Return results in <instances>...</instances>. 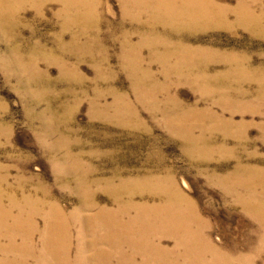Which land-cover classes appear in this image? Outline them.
I'll use <instances>...</instances> for the list:
<instances>
[{
	"label": "rangeland",
	"instance_id": "rangeland-1",
	"mask_svg": "<svg viewBox=\"0 0 264 264\" xmlns=\"http://www.w3.org/2000/svg\"><path fill=\"white\" fill-rule=\"evenodd\" d=\"M26 1L14 3L8 24L0 22L2 204L13 209L14 197L23 203L26 196L41 199L48 193L70 215L80 206L77 178L83 174L89 182L113 178L116 183L119 173L125 177L171 174L196 204L214 245L244 259L236 264H264V252L259 253L264 227L226 187L232 184L227 177L239 164L264 168V34L241 22V0H216L228 24L224 18H218L217 25L200 22L179 39L161 24L150 28L148 15L140 22L133 20L135 10L125 8L121 0H90L96 2L91 6L96 9L97 27L76 19L75 9L61 0ZM247 3L255 14H264V0ZM151 29L154 40L164 38L208 51L198 61H212L210 75L231 73L237 65L247 71L224 76L232 91L222 97L214 91L219 82L191 81L185 73L166 74L162 63L154 60L164 55L163 48L153 53L146 44L140 52L143 67L149 68L159 89L156 98L146 94L145 99L144 90L134 87L127 66L132 59L123 50L127 35L137 45L148 40ZM171 59L177 63V58ZM188 64L191 72L201 74L194 60ZM169 98L183 107L208 112L193 121L194 134L206 140L192 153L165 116L164 103ZM116 100L120 108L124 102L131 104L137 116L120 114L115 108L104 110ZM68 152L82 161L80 167L63 163ZM92 192H97L98 206L115 207L113 198L98 187ZM36 221L42 231L44 218L37 216ZM72 225L71 256L75 258L79 227ZM40 234L34 239L38 249ZM164 243L172 246L169 240ZM2 244L8 240L4 238ZM34 259L28 264H37Z\"/></svg>",
	"mask_w": 264,
	"mask_h": 264
},
{
	"label": "bare ground",
	"instance_id": "bare-ground-1",
	"mask_svg": "<svg viewBox=\"0 0 264 264\" xmlns=\"http://www.w3.org/2000/svg\"><path fill=\"white\" fill-rule=\"evenodd\" d=\"M23 1L26 0H0V22L8 24L12 6L15 2ZM121 1L125 8L133 7L132 9L135 10L136 15H132L133 20L138 21L148 15L150 28L161 24L178 39L185 33L196 30L200 22L217 25L218 18H224V24H228V19L224 17L225 11L216 0ZM61 2L75 9L76 19L87 26H98L94 19L96 9L92 7L96 2L93 4L90 0H61ZM84 9H88V12L84 13ZM238 12L241 22L250 27L254 26L258 33L264 34L263 12L255 14L247 0H241ZM146 38H148L146 42L135 45L132 44L131 36L127 35L123 50L129 56V60L132 59L131 62H127L129 60L126 62L127 66L129 65L130 76L134 80V87L136 91L144 90V98L146 94L155 95L159 86L154 80V75L147 70L149 68L143 67L144 61L140 52L146 44L151 46L153 53L155 49L163 48L161 51L164 55L154 57V60L158 59L162 63L166 74L185 73L187 79L191 81L202 78L208 82H219L220 85L214 91L219 92L222 97L228 91H232L230 82L224 81V76H238L247 71L243 65H237L230 70L231 73L236 74L221 72L210 75L212 61L205 62L203 59L198 61L202 53H208L205 49L179 42L173 44L164 38L154 40L152 29ZM172 57L177 58L176 64H172ZM193 60L196 68L201 70L200 75L191 72V64L188 62ZM156 96L157 94L154 98ZM172 98L164 103V110L167 109L164 111L165 116L174 125L175 135L182 139L188 152L192 153L206 140L204 135L194 134L193 121L197 118L200 120V117L208 112L199 110L198 107L193 109L183 107ZM124 103L126 105H123ZM124 103L121 108L118 103L106 105L104 110L115 108L120 114L136 115L132 105L128 102ZM155 103L159 107L156 99ZM95 105L98 106L97 103ZM170 106H173V109ZM81 162L71 152H68L63 159V163H74L75 167H80ZM86 175L83 174L84 177ZM84 177L77 178L76 193L79 196L80 206L70 215L58 203L52 202L48 193L45 194L47 197L44 195L45 197L41 199L26 196L24 201L22 200L23 203L14 197L11 202L13 209L10 207L11 204L9 209L2 204L5 193L0 191V264H28L32 258L36 259L37 264H110L112 260H116L118 264L244 262L243 258L222 252L211 242L208 234L205 233L208 224L202 220L196 204L183 193L171 174L161 176L157 173H147L138 177H125L119 173L115 176L119 178L118 183L113 178H99L94 179L95 181L91 179L89 182ZM227 179L232 181V184L226 183V187L229 192L235 194L238 204L264 227V168L239 164ZM4 181L5 178L0 176V183ZM94 186L110 195L115 207L98 206L97 192L96 194L92 192ZM138 197L142 198L141 201H138ZM15 207L19 209L17 215H14ZM37 216L44 218L45 228L42 231L36 221ZM72 223L79 227L77 236L79 247L75 258L71 256V246L74 244ZM38 232H41L39 249L35 246L34 240ZM4 238L8 240L6 245L2 244ZM167 240L172 242V246L165 245L164 242ZM263 252L264 246L259 250V253Z\"/></svg>",
	"mask_w": 264,
	"mask_h": 264
}]
</instances>
